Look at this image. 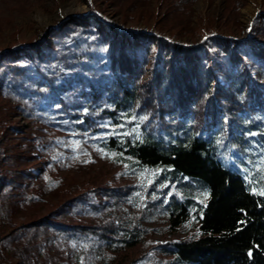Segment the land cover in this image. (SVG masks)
Segmentation results:
<instances>
[{
	"label": "trees",
	"instance_id": "16d2710c",
	"mask_svg": "<svg viewBox=\"0 0 264 264\" xmlns=\"http://www.w3.org/2000/svg\"><path fill=\"white\" fill-rule=\"evenodd\" d=\"M163 2L186 21L190 0ZM124 28L91 6L0 50V264H264V15L191 44ZM95 156L110 179H93ZM69 168L87 176L63 187ZM44 191L51 208L19 220Z\"/></svg>",
	"mask_w": 264,
	"mask_h": 264
},
{
	"label": "rangeland",
	"instance_id": "374dc122",
	"mask_svg": "<svg viewBox=\"0 0 264 264\" xmlns=\"http://www.w3.org/2000/svg\"><path fill=\"white\" fill-rule=\"evenodd\" d=\"M163 1L165 0H150L143 8L121 14L122 12L117 13V7L109 5V0H0V50L18 44L34 43L42 36L46 37L51 29L68 17L86 14L91 6L102 8L112 24L123 23L126 30H158L165 35H173L178 42L189 44L199 40L204 32L202 29L206 26L224 36L244 38L251 20L264 15V0H243V5L238 8V20L235 23L224 20L226 0H190L184 15L187 19L182 23L176 19L179 12L165 7ZM178 25H185L188 30L181 32L182 29ZM12 119L21 126L28 124L20 117L15 116ZM262 157L264 158V152ZM80 158L81 156L76 159L77 163ZM95 160L97 161L92 164L90 171L93 179L96 182L110 179L112 167L107 165L106 161L99 160L98 156H95ZM260 161L264 172L263 160ZM60 174L63 187L69 180L82 181L87 176V173L75 168L65 169ZM38 197L40 203L25 210V213L21 211L19 220H24L28 215L44 213L57 201L54 192L44 191ZM156 212L159 216L155 217L156 220L153 218V227L162 228L163 216L158 210ZM188 235L189 232L180 230L172 235L154 232L151 238L152 242H172L185 239Z\"/></svg>",
	"mask_w": 264,
	"mask_h": 264
},
{
	"label": "snow or ice",
	"instance_id": "6c2138e0",
	"mask_svg": "<svg viewBox=\"0 0 264 264\" xmlns=\"http://www.w3.org/2000/svg\"><path fill=\"white\" fill-rule=\"evenodd\" d=\"M133 119H135V117H133ZM104 126L107 127V125H104ZM117 127H119V128H123V127H125V125H124V124H120V125H118ZM132 131L135 132L136 129L134 128ZM109 134H112V133H109ZM117 134H119V133H117ZM122 134H123V135H128L129 133H128V132H124V133H122ZM137 138H139V136H137ZM76 143H77V145L79 144L78 141H77ZM262 163H264V161H262ZM260 194H261V195H264V191H262ZM249 255L251 256V252L249 253Z\"/></svg>",
	"mask_w": 264,
	"mask_h": 264
}]
</instances>
